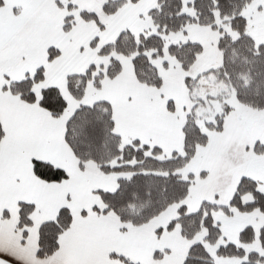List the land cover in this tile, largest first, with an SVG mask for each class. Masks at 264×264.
Wrapping results in <instances>:
<instances>
[{
    "label": "snow or ice",
    "instance_id": "obj_1",
    "mask_svg": "<svg viewBox=\"0 0 264 264\" xmlns=\"http://www.w3.org/2000/svg\"><path fill=\"white\" fill-rule=\"evenodd\" d=\"M0 264H264V0H0Z\"/></svg>",
    "mask_w": 264,
    "mask_h": 264
}]
</instances>
